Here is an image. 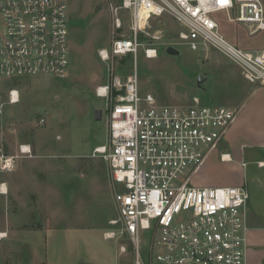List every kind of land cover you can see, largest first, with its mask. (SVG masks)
Instances as JSON below:
<instances>
[{
  "label": "built area",
  "instance_id": "obj_1",
  "mask_svg": "<svg viewBox=\"0 0 264 264\" xmlns=\"http://www.w3.org/2000/svg\"><path fill=\"white\" fill-rule=\"evenodd\" d=\"M110 5L113 33L121 29L118 11L127 12L133 36L113 39L100 50L110 56H136L138 33L149 18L168 16L178 23L181 45L206 54L218 52L238 67L252 86H264V50L248 52L221 33L216 14L248 29L264 31L262 0H119ZM68 7L63 0H0V173L33 159L31 145L7 141L12 124L4 119L6 105L17 104L23 78L64 79L69 67ZM152 36V40H159ZM154 49L144 50L148 59ZM106 101L108 138L94 156L108 163L120 236L129 238L134 264H146L139 252V234L150 235L147 264H246L244 209L248 193L240 187H194L191 179L218 148L238 109L205 106L199 97L189 105H160L142 96L136 71L124 78L111 74L95 89ZM46 121L40 118L38 126ZM224 159V156H222ZM6 192L4 185L0 187ZM104 233L105 240L115 239ZM120 253L126 248L120 246Z\"/></svg>",
  "mask_w": 264,
  "mask_h": 264
},
{
  "label": "rangeland",
  "instance_id": "obj_2",
  "mask_svg": "<svg viewBox=\"0 0 264 264\" xmlns=\"http://www.w3.org/2000/svg\"><path fill=\"white\" fill-rule=\"evenodd\" d=\"M63 1L68 7L66 77L23 78L14 86L19 102L4 108V119L12 124L7 141L31 145L35 157L0 173V187L6 188L0 191V264H134L129 238L120 236V226L113 223L118 212L108 163L94 156L108 138L106 101L95 96V89L111 74L124 78L136 71L140 94L160 105L186 106L199 97L205 106L231 108L250 84L218 52L181 45L182 27L168 16L149 18L142 26L136 56H110L103 62L100 50H109L113 39L133 36L130 16L118 11L121 29L114 34L110 5L119 7V0ZM213 19L232 45L264 50V31L249 35L224 14ZM154 35L160 39L153 41ZM169 47L180 54L168 55ZM148 48L155 57L144 56ZM98 109L100 122L93 117ZM40 118L46 121L43 127L37 124ZM109 232L115 239L103 238ZM149 249L150 235L140 233L139 252L146 264Z\"/></svg>",
  "mask_w": 264,
  "mask_h": 264
},
{
  "label": "crops",
  "instance_id": "obj_3",
  "mask_svg": "<svg viewBox=\"0 0 264 264\" xmlns=\"http://www.w3.org/2000/svg\"><path fill=\"white\" fill-rule=\"evenodd\" d=\"M231 108L238 109L235 121L190 185L247 191L246 264H264V86L250 85Z\"/></svg>",
  "mask_w": 264,
  "mask_h": 264
},
{
  "label": "water",
  "instance_id": "obj_4",
  "mask_svg": "<svg viewBox=\"0 0 264 264\" xmlns=\"http://www.w3.org/2000/svg\"><path fill=\"white\" fill-rule=\"evenodd\" d=\"M98 8L99 7H97V9ZM166 53L168 55H174V56L180 54L178 50H175L174 48H171V47L167 48ZM197 83L200 86L201 83H203V79L201 77H198V82ZM93 117H94L95 121H99L100 122L101 121V117H102V111L99 110V109L95 110L94 113H93Z\"/></svg>",
  "mask_w": 264,
  "mask_h": 264
},
{
  "label": "bare ground",
  "instance_id": "obj_5",
  "mask_svg": "<svg viewBox=\"0 0 264 264\" xmlns=\"http://www.w3.org/2000/svg\"><path fill=\"white\" fill-rule=\"evenodd\" d=\"M153 57H155L154 54H153L152 58H153ZM1 237H3V235H1Z\"/></svg>",
  "mask_w": 264,
  "mask_h": 264
}]
</instances>
